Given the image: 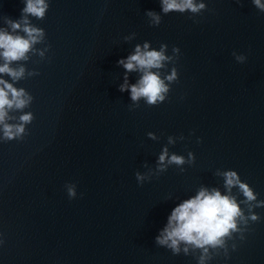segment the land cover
Masks as SVG:
<instances>
[{
    "label": "water",
    "instance_id": "95a60500",
    "mask_svg": "<svg viewBox=\"0 0 264 264\" xmlns=\"http://www.w3.org/2000/svg\"><path fill=\"white\" fill-rule=\"evenodd\" d=\"M203 2L192 17L164 15L160 0H46L43 19L29 16L44 40L13 62L24 78L0 74L34 98L8 113V123L33 113L22 139L6 141L0 131V264H198V250L186 255L181 245L174 255L155 242L173 208L202 188L229 194L226 171L264 200V12L252 0ZM24 7L0 0V28L11 32L4 17L18 20ZM149 10L162 15L159 26ZM146 42L157 51L167 44V56L180 49L153 69L162 78L178 72L156 106L120 91L125 76L132 85L142 73L118 61ZM165 147L185 163L159 171ZM231 195L244 199L235 186ZM253 212L260 219L248 221L244 238L234 234L228 255L221 250L205 264H264V207Z\"/></svg>",
    "mask_w": 264,
    "mask_h": 264
},
{
    "label": "clouds",
    "instance_id": "9594fccd",
    "mask_svg": "<svg viewBox=\"0 0 264 264\" xmlns=\"http://www.w3.org/2000/svg\"><path fill=\"white\" fill-rule=\"evenodd\" d=\"M253 5L264 12V2L262 0H252ZM161 12L167 15L171 12L185 13L189 12L192 17L201 14L206 10V4L203 0H160ZM49 4L46 0H25V7L21 10V16L18 20H12L10 17H4L5 23L11 29L0 28V74L11 78L13 82L19 81L25 77V67H13V62L26 61L29 59L28 53L33 46L44 40L45 32L43 29L34 26L29 21V16L37 19H43ZM146 16L150 18L151 26H159L162 22V15L155 11H147ZM190 17V18H192ZM23 33V34H19ZM126 39H128L126 37ZM167 44H162L160 50H149V44L146 42L143 47L137 45L134 54L126 59L118 61L127 72L140 71L141 78L136 84L129 85L127 76L125 83L120 86V91L129 90L133 102L144 98L149 106H156L164 102L169 93V85L178 80V72L175 67L171 73L164 78L159 71L166 66L168 62L177 60L180 49L173 47V56L165 55ZM39 55L43 58L44 52ZM236 61L244 63L247 57L243 54L233 53ZM29 76L39 75V72L32 71ZM167 81L168 83H166ZM33 96L27 93L23 88L13 87V83L0 78V131L3 133V139L11 141L13 139H22L25 135V126L32 123L34 115L27 112L19 116L18 123H8L6 121L14 119L8 115L9 111L23 110L29 107L33 101ZM152 139L156 137L148 133ZM180 139H184L183 136ZM198 143L200 140L198 139ZM169 143H173L169 137ZM190 160L194 159L193 154L189 152ZM167 161V164L165 163ZM185 160L182 156L171 155L169 157L168 149L165 147L158 160V170L164 171L167 165H182ZM136 180L143 182L145 176L136 172ZM225 181V187L229 194L222 195L219 190L202 188L199 193L173 208L168 217L166 226L156 236L155 242L159 246H165L170 249L174 255L181 252V245H184V254L189 253V248L193 251H199L198 264H205L210 261L214 255H219L221 250L225 256L228 255V241L233 240L234 234H240V239L244 238V232L247 231L248 221L256 222L260 217L253 212L254 208L264 207V200H258L257 194L235 171H226L222 173ZM244 197L239 203L237 197L231 195L233 187ZM69 199L77 196L76 185L69 183L65 185ZM241 204L246 205L248 215L241 208ZM235 250V243L232 244Z\"/></svg>",
    "mask_w": 264,
    "mask_h": 264
}]
</instances>
